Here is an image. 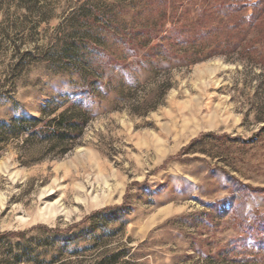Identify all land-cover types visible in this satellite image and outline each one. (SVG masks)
<instances>
[{"label": "rangeland", "instance_id": "obj_1", "mask_svg": "<svg viewBox=\"0 0 264 264\" xmlns=\"http://www.w3.org/2000/svg\"><path fill=\"white\" fill-rule=\"evenodd\" d=\"M220 1L0 0V264H264V12L176 33Z\"/></svg>", "mask_w": 264, "mask_h": 264}, {"label": "trees", "instance_id": "obj_2", "mask_svg": "<svg viewBox=\"0 0 264 264\" xmlns=\"http://www.w3.org/2000/svg\"><path fill=\"white\" fill-rule=\"evenodd\" d=\"M248 5H252V8L249 11V14L247 15V17H245L243 20L245 22H247L249 25H253L255 24L258 20H260V18L262 17V14L264 12V0H254L252 3H249L248 0H221L219 5L217 6V10L218 12L213 13L211 10L208 11L206 9H202V13H201V19L199 20L198 23H196L195 27L190 30V31H183V29L176 30L177 35H181L184 36L186 39H190L193 41H197L200 40L202 38H204L205 36L209 35V34H214L218 29V25H216L214 23V18L215 15L217 14H222V15H230L232 13H240L244 10L245 7H247ZM204 8V5H203ZM228 39V38H227ZM226 40V46H228L229 50L234 49L235 47H237L240 43L241 40H235L234 42H232L231 40ZM71 124H75L77 122L76 119H72ZM8 128V125H4V126H0V136L4 134V132H6L5 129ZM206 136H211L210 134H205ZM204 135H202L200 138H198V140H200L201 138H203ZM196 141H194L193 143H195ZM191 144L188 147H185L181 153H185L189 150ZM110 210V209H109ZM259 220L258 222H256V220ZM257 219H255L254 223L250 224V226H248L247 230L244 232V236H246V238L248 236H251L255 239V241L258 243V245H261L264 243V233H262L261 229H260V224L262 222H264V214L258 212L257 213ZM21 233H8L7 236H21ZM237 243V242H236ZM244 244L242 243H237L236 246L239 247L241 249V247Z\"/></svg>", "mask_w": 264, "mask_h": 264}]
</instances>
